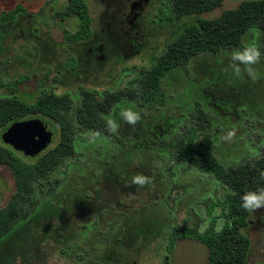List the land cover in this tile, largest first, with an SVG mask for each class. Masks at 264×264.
Returning a JSON list of instances; mask_svg holds the SVG:
<instances>
[{
	"label": "rangeland",
	"instance_id": "1",
	"mask_svg": "<svg viewBox=\"0 0 264 264\" xmlns=\"http://www.w3.org/2000/svg\"><path fill=\"white\" fill-rule=\"evenodd\" d=\"M243 1L224 0L220 8L199 16L218 17ZM87 2L92 36L72 44L64 30L77 32L80 19L56 16L67 0H0L1 96H11L16 89L19 99L32 101L47 89L57 94L79 93L80 86L98 92L138 89L139 69L150 67L166 44L195 21L177 20L170 0H150L128 34L130 1ZM174 23L177 32L171 37ZM252 37L250 29L240 48L203 54L171 70L162 79L158 105L148 108L127 99L115 104L110 114L120 123L116 134L96 138V132L76 123V138L89 140L86 149L79 147L85 154L81 160L68 158L49 175L52 183L38 180L31 200L20 202L13 229L0 240V264H208V248L194 237L210 223L217 222L218 230L225 225L222 190L212 175L179 162L169 149L171 143L194 142L225 167L263 154L261 35V56L252 66L255 78L243 65L237 76L230 59ZM102 44L103 53L98 48ZM131 45L135 53H128ZM101 54L105 58L97 59ZM80 105L74 104L73 114ZM129 106L141 117L135 126L119 117L121 108ZM201 119L207 120L204 130L198 127ZM53 133L51 145L36 157L15 152L21 169H29L58 143L56 125ZM77 161L79 167L73 170L70 166ZM137 174L150 182L143 187L132 184ZM16 192L12 170L0 165V210ZM251 218L243 230L252 243L248 264L264 261V208ZM185 234L187 238L177 240Z\"/></svg>",
	"mask_w": 264,
	"mask_h": 264
},
{
	"label": "trees",
	"instance_id": "2",
	"mask_svg": "<svg viewBox=\"0 0 264 264\" xmlns=\"http://www.w3.org/2000/svg\"><path fill=\"white\" fill-rule=\"evenodd\" d=\"M67 2L65 9L57 12L56 16L61 20L72 16L80 19L81 26L77 32L64 30L66 41L75 44L92 36V15L87 0ZM170 2L177 20L195 21L189 23L183 34L167 44L164 52L150 67L140 68L138 89L98 92L80 86V91L76 94H57L45 90L32 101L19 99L16 89L12 91L11 96L3 97L0 94V165H7L17 181V192L0 210V240L13 229L18 218L20 202L31 200L36 182L42 179L49 182V175L63 167L68 158L78 157V160H81L80 156L85 154V151H79V147L86 149L89 141L76 138V123L96 132V138L102 134L111 135L102 114H110L115 104L123 99L137 101L144 106L160 104L156 97L163 93L162 79L171 70L186 66L203 54H219L223 49L240 48L243 36L252 28L259 29L264 52V0H245L236 8L225 10L215 18H202L199 15L220 8L224 0ZM78 101L81 105L73 114V106ZM32 117H44L53 121L59 130V141L39 156L34 165L24 170L18 164L16 151L3 143L1 137L14 123ZM197 122L200 130L207 127L206 119ZM171 144L169 151H174L179 162L188 163L212 175L222 190L221 218L224 219L225 225L218 230L217 222L210 223L203 232H198L194 237L208 248V264H248L252 243L243 230L252 223V213L243 209L241 197L248 191L264 189V152L247 163L225 167L211 152L197 148L194 142L181 141ZM78 162L70 167L73 170L78 169ZM55 183L60 185L59 180ZM214 218L217 220L220 216ZM187 237L186 234L177 236V240ZM254 264H264V261Z\"/></svg>",
	"mask_w": 264,
	"mask_h": 264
},
{
	"label": "clouds",
	"instance_id": "3",
	"mask_svg": "<svg viewBox=\"0 0 264 264\" xmlns=\"http://www.w3.org/2000/svg\"><path fill=\"white\" fill-rule=\"evenodd\" d=\"M251 32L253 33L252 39L248 41L243 48L234 50L230 55V59L234 62L232 67L237 76L241 75L240 65H243V71L253 76V78L258 75L252 66L258 63L261 56L258 45L260 32L259 29L255 28L251 29ZM115 116L116 114L114 112L106 115L102 114V119L105 120L108 130L113 134L118 133L120 129V123ZM119 117L124 123L130 126H135L141 118L140 114L134 111L131 106L122 107L119 112ZM149 182V178L142 174H137L132 178V184L141 187ZM241 201V206L249 213H254L257 210L264 208V189L244 193L241 197Z\"/></svg>",
	"mask_w": 264,
	"mask_h": 264
},
{
	"label": "water",
	"instance_id": "4",
	"mask_svg": "<svg viewBox=\"0 0 264 264\" xmlns=\"http://www.w3.org/2000/svg\"><path fill=\"white\" fill-rule=\"evenodd\" d=\"M52 127V123L39 118L19 121L3 134V140L15 151L36 157L51 145Z\"/></svg>",
	"mask_w": 264,
	"mask_h": 264
},
{
	"label": "flooded vegetation",
	"instance_id": "5",
	"mask_svg": "<svg viewBox=\"0 0 264 264\" xmlns=\"http://www.w3.org/2000/svg\"><path fill=\"white\" fill-rule=\"evenodd\" d=\"M128 1H130V3H129V11H128V14H127V22H126V25H128L129 24V32L130 33H128V34H131L132 33V30H134L135 28H136V25H137V23L135 22V20L137 19V17L140 15V13H141V11L143 10V7H144V5L147 3V2H149L150 0H128ZM167 5L168 6H170L169 4H168V2H167ZM171 7V6H170ZM130 24L131 25H133V27L132 26H130ZM173 26L174 27H172V31H170V34H169V36H171V37H173L174 36V34L177 32V29H176V23H174L173 24ZM132 27V28H131ZM139 33H136L135 32V36H137ZM135 36H134V38H135ZM130 38H132V36H130ZM134 38H132V39H134ZM135 40V39H134ZM137 40V39H136ZM169 41V40H168ZM79 43V42H78ZM72 44H74V43H72ZM76 44V43H75ZM167 45V44H166ZM65 45H63V47H64ZM132 47H130V51H128V53H130V52H132V53H135V51L133 50L134 48H135V45H131ZM137 46V45H136ZM106 46L105 45H99V49H100V52L101 53H103V50H104V48H105ZM90 51H93V49H90ZM164 52V51H163ZM162 52V53H163ZM128 53H126L125 54V57H127L129 54ZM158 57V56H157ZM103 58H105V54H101V55H97V59H99V60H101V59H103ZM109 58L111 59V56H109ZM108 58V59H109ZM156 59V58H155ZM78 60V57H76V61ZM90 61V60H89ZM88 61V62H89ZM92 61V60H91ZM90 61V62H91ZM93 62V61H92ZM140 70V69H139ZM166 76V75H165ZM164 76V77H165ZM163 77V78H164ZM45 89H47V88H44V90ZM48 91H52V90H50V89H47ZM110 91V90H109ZM115 91H117L116 89H115ZM54 92V91H53ZM142 106H144V105H142ZM146 107H148V106H146ZM149 107H152V106H149ZM148 107V108H149ZM44 119V120H46V121H48V122H50V123H52V125L54 126L55 124L53 123V121H51V120H49V119H47V118H44V117H32V118H29V119ZM29 119H27V120H29ZM52 130H53V127H52ZM153 135V134H152ZM154 136V135H153ZM155 137V136H154ZM158 137V136H157ZM52 140H53V138H52ZM89 141V140H88Z\"/></svg>",
	"mask_w": 264,
	"mask_h": 264
}]
</instances>
